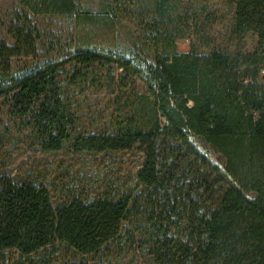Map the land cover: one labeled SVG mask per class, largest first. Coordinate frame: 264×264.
Segmentation results:
<instances>
[{
    "label": "trees",
    "instance_id": "trees-1",
    "mask_svg": "<svg viewBox=\"0 0 264 264\" xmlns=\"http://www.w3.org/2000/svg\"><path fill=\"white\" fill-rule=\"evenodd\" d=\"M18 1L7 28L13 42L0 39V99L8 114L42 151L138 149L143 162L133 191L76 196L55 207L41 183L0 173V253L15 250L25 257L21 264H34V253L61 243L94 255L117 242L125 220L140 216L153 264H264V0H234L233 33L239 43L254 35L252 50L161 49L150 59L81 38L69 49L45 43L35 15H71L93 34L106 20L82 0ZM169 3L137 6L151 16L152 37ZM40 45L56 54L13 66V58L36 59ZM100 79L115 108L103 126L82 131L67 93ZM192 135L224 157V168Z\"/></svg>",
    "mask_w": 264,
    "mask_h": 264
},
{
    "label": "rangeland",
    "instance_id": "rangeland-1",
    "mask_svg": "<svg viewBox=\"0 0 264 264\" xmlns=\"http://www.w3.org/2000/svg\"><path fill=\"white\" fill-rule=\"evenodd\" d=\"M82 2L106 20L94 27L96 34L89 26L75 25L71 15L40 14L33 17L43 33L42 41L57 40L58 47L67 44L69 49L73 40L81 38L92 45L122 50L139 59H150L161 49L188 47L198 53H207L214 49L233 51L241 47L248 51L256 44L255 36L250 33L240 43L234 35V0H170L167 14L155 31L157 37L151 36V16L136 11L138 5L149 0ZM19 8L18 0H0V39L8 43L13 42L7 33L8 24L14 10ZM45 48L39 46L36 59L13 58V66L24 67L56 54V50L46 53ZM67 96L75 103L82 131L103 126L115 108L110 86L102 79L98 84L72 88ZM190 140L211 163L224 168V157L212 146L198 136L192 135ZM142 162L143 155L138 149L100 154L72 153L68 147L56 152L42 151L35 136L17 117L8 114L0 99V173H8L16 180L26 178L41 183L49 191L54 207L76 196L90 200L133 191ZM143 224L146 223L140 216L125 220L117 242L100 253L82 255L57 243L47 251L34 253V264H153L144 243ZM23 258L18 251L4 250L0 253V264H21Z\"/></svg>",
    "mask_w": 264,
    "mask_h": 264
}]
</instances>
